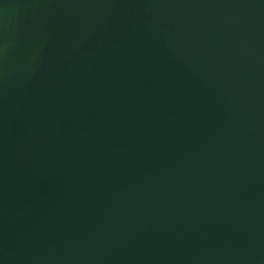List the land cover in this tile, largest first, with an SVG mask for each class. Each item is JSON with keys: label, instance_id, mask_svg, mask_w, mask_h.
I'll return each instance as SVG.
<instances>
[{"label": "water", "instance_id": "obj_1", "mask_svg": "<svg viewBox=\"0 0 264 264\" xmlns=\"http://www.w3.org/2000/svg\"><path fill=\"white\" fill-rule=\"evenodd\" d=\"M0 264H264V0H0Z\"/></svg>", "mask_w": 264, "mask_h": 264}]
</instances>
